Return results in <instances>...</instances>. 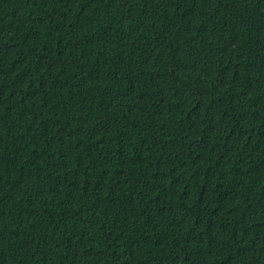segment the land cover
Listing matches in <instances>:
<instances>
[{"label":"trees","instance_id":"16d2710c","mask_svg":"<svg viewBox=\"0 0 264 264\" xmlns=\"http://www.w3.org/2000/svg\"><path fill=\"white\" fill-rule=\"evenodd\" d=\"M0 264H264V0H0Z\"/></svg>","mask_w":264,"mask_h":264}]
</instances>
